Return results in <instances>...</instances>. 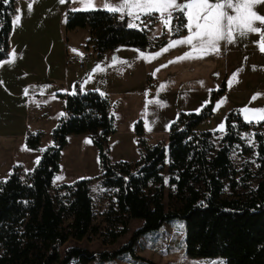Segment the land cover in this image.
Masks as SVG:
<instances>
[{
	"label": "trees",
	"instance_id": "16d2710c",
	"mask_svg": "<svg viewBox=\"0 0 264 264\" xmlns=\"http://www.w3.org/2000/svg\"><path fill=\"white\" fill-rule=\"evenodd\" d=\"M16 2L0 0V60L9 53ZM174 15L185 23L181 13ZM153 23L130 27L125 15L105 8L68 10L65 17L66 29L89 27L87 42L98 55L120 44L156 49L185 32L182 28L152 38L147 27ZM224 84L225 79L212 90L211 100ZM57 94L64 99L65 113L52 128V144L31 170L16 163L0 181V264H87L108 253L95 254L86 246L68 243L71 239L100 236L104 243H113L127 232L132 219H139L129 240L111 255L124 249L133 252L140 234L171 217L184 221L186 256L221 257L225 264H264V119L246 121L237 110H230L222 134L197 130L212 114L211 101L198 111H179L168 127L167 140L150 145L138 118L134 129L139 157L113 161L109 136L116 126L107 96L79 89ZM251 127L255 149L242 136ZM84 133L98 148L101 172L52 188L68 136ZM42 135V130L27 131L26 145L38 148ZM238 147L243 153L256 150V170L246 163L238 175L231 159ZM95 197L107 201L98 221Z\"/></svg>",
	"mask_w": 264,
	"mask_h": 264
},
{
	"label": "rangeland",
	"instance_id": "374dc122",
	"mask_svg": "<svg viewBox=\"0 0 264 264\" xmlns=\"http://www.w3.org/2000/svg\"><path fill=\"white\" fill-rule=\"evenodd\" d=\"M36 1V4L29 9L27 0L20 6L17 0L18 4L13 15L16 24L13 37L20 33L19 28L31 25V29L23 32L30 44H22L13 39L14 41H10L9 53L6 56L9 58L5 57L0 63V146L7 136L15 137L13 140L17 141L23 130L35 131L33 130L36 126L35 119L29 118L30 123L25 121L26 115L31 113L34 107L33 105L30 109L26 107V100L29 99L27 92L30 90L40 91L41 101L36 103L39 107L36 106L34 109L38 112H46L50 122L53 119L57 120L58 118L53 115L63 109L62 105L59 107L61 102L59 95L53 96L52 90L61 92H74L76 89L97 90L106 95L117 128L116 132L109 136V155L113 160L134 161L139 157L134 135V123L138 118L142 120L144 129H161L156 135L148 137L147 141L150 143L167 140L168 127L179 111H198L211 101L212 114L197 125V130H216L218 134H222L225 129V117L230 110H237L246 121L256 123L262 120L254 110L264 109V51L260 52V55H255V59H251L252 54L247 56L240 50L234 55L230 54L226 62L223 52L214 53L215 58L209 56L208 59L194 61L192 71L200 78L196 88L176 85L175 76H172L174 78L172 80L168 74L166 78L163 77L152 86V79L144 77L140 64L129 60L137 55L136 48L142 50L140 47L120 44L98 55L93 45L87 42L88 26L66 29V13L68 10H75L69 7L67 0L65 3H60V0ZM261 6L264 7V4L256 5L254 11ZM28 15H31V18ZM122 15L127 17L129 25L134 23L137 26H147L153 21L154 23L147 27L148 34L152 38L160 37L163 33L167 35L171 33L158 19L141 15L140 19L134 20L126 14ZM255 26L259 27L258 24ZM255 34L258 33L240 36L238 32H234L235 41L230 46H240L239 42L250 41L254 39ZM47 43L51 44L50 47L53 49L51 53L46 51ZM223 44L224 42L221 41L219 51H223ZM76 58L82 61L83 66H80ZM68 69L69 73H67ZM75 78L77 84H74ZM223 79H225L224 90L211 100L212 90L218 89ZM255 127L258 131L261 130L259 125ZM253 130L251 127L243 131L242 136L245 143L255 149ZM24 142L26 143V140ZM47 145L45 140H41L38 148L29 147L38 151L31 160H35L38 156L36 161L38 162ZM79 146L85 147L84 153L87 152V155L82 156V160L78 162L83 161L85 165L88 164L91 168L89 173L86 172L88 174H81L78 169L81 164L74 163L79 153L74 151ZM79 146L78 139L71 138L69 145H65L61 150L59 170L52 179V188L61 183L87 177L86 175L93 178L100 173L96 172V169L100 170V168L95 169L89 148L84 144ZM14 154L22 158L25 163L30 160L29 152L18 149ZM256 154V150L243 153L240 147L232 151V164L238 169V175L244 173L243 168L246 163L251 170L258 168ZM6 158L7 156L0 154V181L8 176L5 175L4 169ZM29 165L30 163H27L25 168L29 169ZM169 187L167 184V190L170 189ZM94 202L95 221H98L102 216V210L107 206V201L105 198L95 197ZM140 223L141 220L132 219L127 232L113 243H104L100 236L86 237L82 240L71 239L68 243L86 246L95 254L108 253L107 256H98L87 264H225L221 257L190 258L185 255V225L180 217H171L159 228L140 234L133 244V252L124 249L116 255H111L129 240L133 230Z\"/></svg>",
	"mask_w": 264,
	"mask_h": 264
},
{
	"label": "crops",
	"instance_id": "0c3cea01",
	"mask_svg": "<svg viewBox=\"0 0 264 264\" xmlns=\"http://www.w3.org/2000/svg\"><path fill=\"white\" fill-rule=\"evenodd\" d=\"M23 1H26V0H18L19 6L21 3H23ZM27 1H28L27 2V4H28L27 8H29V9L32 8L37 2L36 0H27ZM18 2L16 3V5L18 4ZM67 2H68L69 7L72 9H83L84 8V6L82 4H80L78 2H73V0H67ZM113 2L115 3L116 0H113ZM93 3H94L93 8H104L105 0H93ZM260 4H264V3H260ZM29 6H31V7H29ZM256 12L260 15H264V7H262V6L258 7L256 9ZM232 14L234 15L235 13H232ZM28 16L31 18V15H28ZM185 23H186V20H185ZM257 24L259 27H261V31H264V27H262L259 22L255 23V25H257ZM31 28H32L31 25L22 26L21 28H19L20 33L16 37H13L15 29H16V24L12 18V29L10 32L9 40L14 41L13 39H16L17 42L19 41V43L30 44L29 41L26 39V34H23V32H26V30H29ZM89 32H90V30H89ZM188 35H190V33L185 28L184 33H182L178 36H175V37H169L165 44L161 45L160 47H158L156 49H152V50H146V49L140 50L139 49V50H137V48H136L137 55L133 59H129V60H131L133 63L135 61V62H138L140 64V69H141V72L143 73L144 77L145 78L149 77L152 79L151 80L152 86L157 81H161V79L163 77L166 78V74H168L171 77L175 76V80L173 77H172V80H174V83L176 85L179 84V85H184L186 87L196 88L200 83V81H199L200 78L197 76V74H195L192 71V67H193L192 64L194 61L202 60V59H208L209 56L211 58H215L214 53H217V54L221 53L222 54V52H223L226 56V58H225V62H226L228 60V57L230 54L234 55L235 52H238L240 50H241L242 54H247V56L252 54L251 59H253V58L255 59L256 58L255 55H260V52H263V51H261L259 43H258L261 41V35L258 33V34H255L254 39H251L250 41L239 42L240 46L234 47V46H230L233 43H225L224 42V44L222 45L223 51L209 52L208 54L203 55L202 58H190V59L180 60L178 58L185 56L186 53H192L193 57H197L200 55L197 51L193 50L192 45L181 44V45L169 47L170 43L173 40H182L185 37H187ZM233 35H234V33H233ZM193 43H196V41L194 40ZM50 45L51 44L47 43L46 51L51 53L53 51V49L50 47ZM165 48H167L168 51H166V52L163 51V49H165ZM157 53H161V54L159 56H157L156 55ZM263 57H264V55H263ZM6 58H9V56ZM23 59H26V58H23ZM3 60H5V58L1 59L0 63H2ZM26 60H29V59H26ZM24 72L28 73V71H24ZM67 73H69V69L67 70ZM153 80H155V81H153ZM77 83H78V81L75 78L74 84H77ZM68 91H70V89ZM57 92H59V90H52L51 93L53 94V96H55V95H57ZM27 96L29 97V99L26 100V107L28 109H30L32 105L34 107L31 111V113L26 115L25 121H28V123H30V121L28 120L29 118H30V120H32L33 118L35 119L36 126H35V129H33V130H42L44 136L41 137V140L42 141L45 140L46 144H48L47 146H49L52 144V141H53L52 140V128L55 126L58 119L65 113L64 99L57 95L61 100V102L59 103V107L62 105L63 109H60L59 112L57 111L53 115V117L56 116L58 119L57 120L53 119L52 122H50V121H48V117H47L48 114H46V112H44V111L38 112L34 109L37 106L36 103L41 101L42 95L40 94V91L30 90L27 92ZM37 107H39V106H37ZM26 126H27V124H26ZM116 130H117V128H116ZM145 130H146V133H145L146 134V140H148V137H150L152 135H156L157 132L161 131V129H150L149 130L147 128ZM162 132H166V131L162 130ZM148 133H150V134H148ZM25 134H26V131H24V130L19 134V136H18L19 140H17V141H20L19 143H17V141L13 140L15 137L9 138L10 136H7L2 140V146H0V154L4 157L7 156L6 163L4 165L6 176L10 173L12 166L16 163H20L23 166V169L25 171L31 170L34 167L33 165H35L37 163L36 161L38 159V156L35 160H31V159L34 157L35 153H38V151L30 149L26 145V143L24 142L25 141ZM134 135H135V129H134ZM71 138L78 139V146H79V144H84V146L89 148V151L93 156L95 169L100 168L98 148L92 142L90 136L88 134H85V133L84 134H70L68 136V141H67L66 145L67 144L69 145ZM153 138H155V136ZM135 140H136V135H135ZM151 142L152 143L147 141V143H149V144L156 143L155 141H151ZM84 148L85 147H81V146L75 148L74 152L77 153V151H78L79 153H77L78 157L74 163L76 165L81 164V167L78 168V169H80L79 172L81 174H88L89 173L88 171L91 169L88 166V164L85 165L83 163V161H82L83 164L81 162H78V160L79 161L82 160L81 159L82 156L87 155V152L84 153ZM18 149L22 150L23 152H29L30 153V160L28 162L25 163L22 158H20L14 154V151H16ZM113 161H115V160H113ZM27 163H30L29 169L25 168ZM97 171L101 172V169L100 170L96 169V172ZM86 172H88V173H86ZM92 173H95V172H92ZM6 176H4V178ZM79 176H81V175L79 174ZM86 176L88 177L89 175H86Z\"/></svg>",
	"mask_w": 264,
	"mask_h": 264
},
{
	"label": "snow or ice",
	"instance_id": "6c2138e0",
	"mask_svg": "<svg viewBox=\"0 0 264 264\" xmlns=\"http://www.w3.org/2000/svg\"><path fill=\"white\" fill-rule=\"evenodd\" d=\"M65 2L66 0H60V3ZM73 2L84 6L83 9L75 10L94 7L93 0H73ZM260 3H264V0H116L115 3L113 0H105L104 8L112 13L126 14L134 20L140 19L141 15L158 19L166 29L176 33L186 28L190 35L182 40H173L169 47L181 44L192 45L193 50L200 55L193 57L192 53H186L185 56L178 58L183 60L202 58L209 52H218L221 41L225 43L235 41L234 32H238L240 36L259 33L261 41L258 43L261 51H264V31H261V27L255 26V23L259 22L264 27V15L254 11V7ZM174 12L181 13L186 23H180V17H174ZM173 20L177 23L173 24ZM129 26L137 25L133 23ZM194 40L196 43H193ZM163 51L166 52L168 49L165 48ZM255 98L254 96L253 99ZM254 111L264 119V109Z\"/></svg>",
	"mask_w": 264,
	"mask_h": 264
},
{
	"label": "built area",
	"instance_id": "2783aa9c",
	"mask_svg": "<svg viewBox=\"0 0 264 264\" xmlns=\"http://www.w3.org/2000/svg\"><path fill=\"white\" fill-rule=\"evenodd\" d=\"M71 57V56H70ZM69 57V58H70ZM74 58V57H73ZM77 61H79L80 66H82V61L79 58H76Z\"/></svg>",
	"mask_w": 264,
	"mask_h": 264
}]
</instances>
